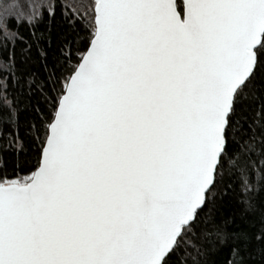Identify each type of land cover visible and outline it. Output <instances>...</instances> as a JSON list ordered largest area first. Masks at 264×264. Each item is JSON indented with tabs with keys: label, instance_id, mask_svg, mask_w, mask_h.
I'll return each instance as SVG.
<instances>
[{
	"label": "snow or ice",
	"instance_id": "snow-or-ice-1",
	"mask_svg": "<svg viewBox=\"0 0 264 264\" xmlns=\"http://www.w3.org/2000/svg\"><path fill=\"white\" fill-rule=\"evenodd\" d=\"M0 264H264V0H0Z\"/></svg>",
	"mask_w": 264,
	"mask_h": 264
},
{
	"label": "trees",
	"instance_id": "trees-1",
	"mask_svg": "<svg viewBox=\"0 0 264 264\" xmlns=\"http://www.w3.org/2000/svg\"><path fill=\"white\" fill-rule=\"evenodd\" d=\"M19 3L26 5V4L29 3V0H19ZM55 26H56V22L54 21L53 22V32H55ZM11 28H12L13 31H15L16 28H17L15 19H13L12 22H11ZM19 31L24 33L25 35H27V32H26V30H25V28L23 26H20ZM33 71H37V69L34 67ZM26 115H27L26 112H24V111L21 112V125L22 126H23L24 121L26 119ZM242 194H243L242 193V189L240 188L239 185H237L235 190L229 193V197L228 198L229 199H234V198L240 197Z\"/></svg>",
	"mask_w": 264,
	"mask_h": 264
}]
</instances>
